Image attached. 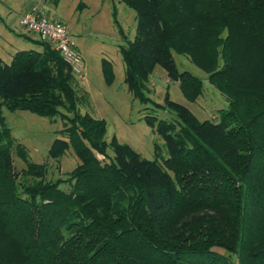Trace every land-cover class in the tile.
I'll return each mask as SVG.
<instances>
[{"label":"trees","instance_id":"trees-1","mask_svg":"<svg viewBox=\"0 0 264 264\" xmlns=\"http://www.w3.org/2000/svg\"><path fill=\"white\" fill-rule=\"evenodd\" d=\"M121 1L135 22L130 39L121 34L123 81L175 115L142 114L165 155L156 142L146 158L106 141L103 119L81 110L80 76L36 35L39 49L0 57V264H264V0ZM171 50L223 94L214 119L167 91L162 104L145 94L155 64L185 99L200 94V78L178 70ZM101 69L109 80L107 59ZM2 107L60 117L47 154L58 160L71 147L78 162L66 176L47 177L46 162L27 157Z\"/></svg>","mask_w":264,"mask_h":264},{"label":"rangeland","instance_id":"rangeland-1","mask_svg":"<svg viewBox=\"0 0 264 264\" xmlns=\"http://www.w3.org/2000/svg\"><path fill=\"white\" fill-rule=\"evenodd\" d=\"M30 6H36L47 16L66 23L82 56L83 77H77L76 85L85 98L81 110L103 119V138L108 141L114 136L146 158L152 157L156 142L164 156L161 137L142 114L149 111L159 118L171 120L175 118L173 111L166 106L156 107L150 101H139L123 81L124 67L119 45L125 44L121 34L130 39L134 33L133 9L121 0H0V57L4 62H9L12 52L17 49L40 48L34 40L35 34L24 31L18 24L19 14ZM171 54L178 70L186 69L200 78V94L194 100L185 99L176 81L169 80L158 64L149 75L148 92L145 94L162 104L167 91L169 98L184 104L198 119H214L217 110L226 106L223 94L208 82L206 73L186 55L174 50ZM102 59L111 64L112 77L109 80L103 75ZM2 114L10 136L23 144L27 157L35 162H46L47 177H64L78 162L70 146L58 160L47 154L49 143L56 136L55 130L62 126L58 115L50 120L29 110L5 107H2ZM11 155L16 168L24 165L14 150H11ZM65 185L61 183L59 186L65 188ZM201 258L205 257L197 254L186 257L192 262Z\"/></svg>","mask_w":264,"mask_h":264},{"label":"built area","instance_id":"built-area-1","mask_svg":"<svg viewBox=\"0 0 264 264\" xmlns=\"http://www.w3.org/2000/svg\"><path fill=\"white\" fill-rule=\"evenodd\" d=\"M18 24L24 31H31L37 38L50 44L70 71L83 77L82 56L63 20L49 17L42 9L30 6L19 14Z\"/></svg>","mask_w":264,"mask_h":264},{"label":"crops","instance_id":"crops-1","mask_svg":"<svg viewBox=\"0 0 264 264\" xmlns=\"http://www.w3.org/2000/svg\"><path fill=\"white\" fill-rule=\"evenodd\" d=\"M26 9H27V8H25L23 11H25ZM23 11H22V12H23ZM22 12H21V13H22ZM21 13H20V14H21Z\"/></svg>","mask_w":264,"mask_h":264}]
</instances>
